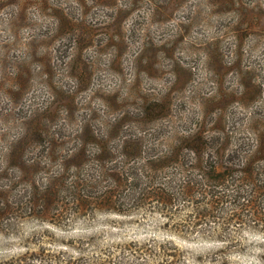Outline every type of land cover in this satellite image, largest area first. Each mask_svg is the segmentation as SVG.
I'll return each instance as SVG.
<instances>
[{
    "label": "rangeland",
    "instance_id": "obj_1",
    "mask_svg": "<svg viewBox=\"0 0 264 264\" xmlns=\"http://www.w3.org/2000/svg\"><path fill=\"white\" fill-rule=\"evenodd\" d=\"M144 99L163 105L151 124L142 119ZM36 116L71 141L90 124L105 135L116 122L111 139L179 143L196 134L210 141L207 157L257 163L264 0H0V173L10 141ZM150 207L91 215L65 232L12 218L20 233L0 230V264H39L43 247L77 256L59 243L87 228L100 238L87 255L101 249L106 259L115 251L134 264H264L263 224L218 223L228 239L210 240V226L167 224Z\"/></svg>",
    "mask_w": 264,
    "mask_h": 264
},
{
    "label": "trees",
    "instance_id": "obj_2",
    "mask_svg": "<svg viewBox=\"0 0 264 264\" xmlns=\"http://www.w3.org/2000/svg\"><path fill=\"white\" fill-rule=\"evenodd\" d=\"M144 100L142 119L151 124L150 120L160 119L163 105L156 99ZM36 118L26 122L23 136L11 140L5 153L0 230L19 234L18 222L11 219L20 217L65 232L91 215H130L151 205L167 224L185 218L193 226H204V231L210 226L206 233L210 240L228 239L216 232L218 223L264 226V139L254 147L257 163H250L235 154L205 156L210 141L196 134L181 137L179 143L151 144L131 134L111 139L119 125L109 122L105 135L90 124L71 141L59 136L44 121L47 117ZM87 229L59 243L77 256L63 259L61 250L46 253L43 247L35 260L39 264H134L121 254L116 260L114 250L110 259L102 257L101 249L87 255L85 247L100 242L98 234L84 232Z\"/></svg>",
    "mask_w": 264,
    "mask_h": 264
}]
</instances>
